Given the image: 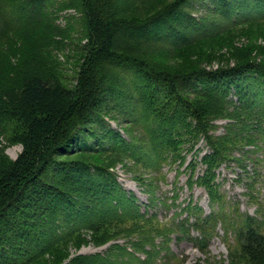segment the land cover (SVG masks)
<instances>
[{
	"label": "trees",
	"instance_id": "obj_1",
	"mask_svg": "<svg viewBox=\"0 0 264 264\" xmlns=\"http://www.w3.org/2000/svg\"><path fill=\"white\" fill-rule=\"evenodd\" d=\"M54 1L7 2L9 11L24 14L12 19L33 27L28 33L37 45L32 67L17 64L18 76L0 77V264H121L112 258V248L106 255L78 254L61 262L83 228L96 231L113 226V218L143 217L136 197L109 166L76 156L142 157L138 142L114 128L109 117L144 125L147 137L168 148L185 141L192 149L205 139L211 148L202 157L207 171L232 156L238 142L264 139L260 53L256 58L251 49H233L234 64L214 70L203 66L217 55L213 47L231 43L242 27L264 21V0H170L143 18L131 15L138 0L58 1L59 9L80 12L81 33L87 36L73 85L55 74L56 62L46 57L59 45L49 40L70 28L56 24V12L48 8ZM159 51L164 64L156 60ZM183 55L189 57L184 70L167 63ZM220 118L229 122L216 134ZM15 144L22 149L12 159L6 149ZM250 151L243 152L244 158ZM247 221L239 236L238 263H232L264 264V235ZM184 224L185 218L180 227ZM117 247L116 257H122L127 249Z\"/></svg>",
	"mask_w": 264,
	"mask_h": 264
},
{
	"label": "rangeland",
	"instance_id": "obj_2",
	"mask_svg": "<svg viewBox=\"0 0 264 264\" xmlns=\"http://www.w3.org/2000/svg\"><path fill=\"white\" fill-rule=\"evenodd\" d=\"M58 1L63 0H55L48 8L55 10L56 24L70 28L66 34L49 40L59 45L51 47L53 52L46 57L48 61L56 62L52 67L55 74L65 84L73 85L83 62L81 46L87 43V36L81 33L80 12L72 7L59 9ZM168 1L138 0L131 15L143 18ZM7 2L0 0L4 10L0 13L1 78L11 74L18 76L22 71L17 64L32 67L35 63L31 60L32 54L37 45V40L30 38L33 33H28L33 27L25 22L15 23L12 19L24 14L9 11ZM70 15L73 18L67 19ZM195 15L199 17L201 13L195 12ZM231 39L227 45L213 47L212 50L216 49L214 53H218L203 62L206 70H214L227 62L234 64L235 59L229 57L233 49H251L253 56L257 58L256 52H259L258 59L264 58V21L242 27ZM187 56H177L173 62L167 63L184 70L189 61ZM163 59L165 56L159 51L156 60L164 64ZM233 99L237 100L236 96L233 95ZM262 99L260 104L264 103ZM109 121L124 136L138 142L142 157L138 161L128 156L117 155L115 158L108 153L76 157L109 166L124 190L134 194L143 217L113 218V226L99 229L100 225L96 231L83 228L81 239H76V244H69L61 262L66 263L78 254L106 255L112 248L115 251L112 258H117L121 264L123 261L126 264H234V261L238 263L235 259L241 249L239 236L247 220L264 235V139L238 142L232 156L219 160L212 171H207L209 167L202 157L210 153L211 148L205 139L194 143L192 149L185 141L168 148L161 146L160 140L147 137L150 134L143 129L144 125L125 124L111 117ZM228 122L223 118L215 121L218 125L215 133L222 134ZM141 123L145 124V119ZM149 127H153L151 121ZM21 149L19 144L11 145L6 153L15 159ZM248 150L251 151L247 154L252 155L244 158L243 152ZM240 158H243L242 163L238 161ZM211 174L212 179L204 182L211 178ZM184 218L188 224L180 227ZM134 241L141 243L137 245ZM118 245L127 249L122 257H116L120 254ZM128 253H133L137 259H130Z\"/></svg>",
	"mask_w": 264,
	"mask_h": 264
}]
</instances>
